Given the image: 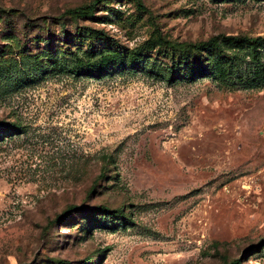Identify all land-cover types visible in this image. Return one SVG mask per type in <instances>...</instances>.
I'll list each match as a JSON object with an SVG mask.
<instances>
[{
	"label": "rangeland",
	"instance_id": "obj_1",
	"mask_svg": "<svg viewBox=\"0 0 264 264\" xmlns=\"http://www.w3.org/2000/svg\"><path fill=\"white\" fill-rule=\"evenodd\" d=\"M0 119V264H264V0H0Z\"/></svg>",
	"mask_w": 264,
	"mask_h": 264
},
{
	"label": "trees",
	"instance_id": "obj_2",
	"mask_svg": "<svg viewBox=\"0 0 264 264\" xmlns=\"http://www.w3.org/2000/svg\"><path fill=\"white\" fill-rule=\"evenodd\" d=\"M77 73H78V71H76ZM7 124H12V123H10V122H6V121H4V120H2V119H0V126H5V125H7ZM71 207L72 208H74V209H77V208H79V206L78 205H71ZM235 262V260H232V261H229L228 263H226V264H233Z\"/></svg>",
	"mask_w": 264,
	"mask_h": 264
}]
</instances>
